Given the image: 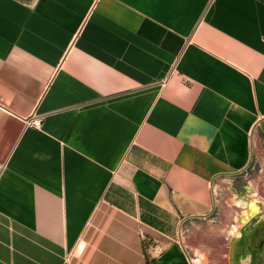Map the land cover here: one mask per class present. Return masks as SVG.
<instances>
[{
    "label": "crops",
    "instance_id": "obj_1",
    "mask_svg": "<svg viewBox=\"0 0 264 264\" xmlns=\"http://www.w3.org/2000/svg\"><path fill=\"white\" fill-rule=\"evenodd\" d=\"M262 209L264 0H0V264H247Z\"/></svg>",
    "mask_w": 264,
    "mask_h": 264
},
{
    "label": "rangeland",
    "instance_id": "obj_2",
    "mask_svg": "<svg viewBox=\"0 0 264 264\" xmlns=\"http://www.w3.org/2000/svg\"><path fill=\"white\" fill-rule=\"evenodd\" d=\"M216 197H217V200L220 202L221 198L223 197L222 195V190L220 187H217L216 185ZM264 221V209H262V214L259 216L258 220L255 221L254 223L250 224L249 225V228H253L256 226V224H258V222H263ZM262 224V223H261ZM249 229V230H250ZM234 233V232H233ZM187 234V233H186ZM252 233H250L249 231V235L250 236ZM248 252V255H247V258H245V260L247 261V264H252V261L254 260L255 261V264H264V251H260L258 252V254H255L254 251L252 249H248L247 250ZM190 256L193 260H196L194 263L195 264H226V262H222L221 259H218L215 257V259L213 260L214 262L212 263H209L208 260L204 257H197V256H194L192 252H190ZM217 261V262H215ZM235 264V262H234ZM239 264H243V263H239Z\"/></svg>",
    "mask_w": 264,
    "mask_h": 264
},
{
    "label": "flooded vegetation",
    "instance_id": "obj_3",
    "mask_svg": "<svg viewBox=\"0 0 264 264\" xmlns=\"http://www.w3.org/2000/svg\"><path fill=\"white\" fill-rule=\"evenodd\" d=\"M252 249L255 254H258L261 250L264 251V245L262 243L257 242L253 238L250 240L248 249ZM252 264H255V261H252Z\"/></svg>",
    "mask_w": 264,
    "mask_h": 264
},
{
    "label": "built area",
    "instance_id": "obj_4",
    "mask_svg": "<svg viewBox=\"0 0 264 264\" xmlns=\"http://www.w3.org/2000/svg\"><path fill=\"white\" fill-rule=\"evenodd\" d=\"M26 124L29 127H33V128L39 129L42 126V120L39 119V118L32 117L31 119H28L26 121ZM214 193H215V195L217 193L216 187H214Z\"/></svg>",
    "mask_w": 264,
    "mask_h": 264
}]
</instances>
